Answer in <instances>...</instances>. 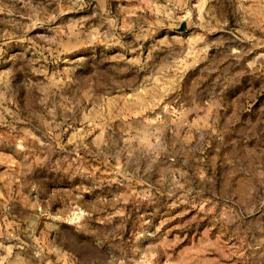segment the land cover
Instances as JSON below:
<instances>
[{"label":"rangeland","instance_id":"1","mask_svg":"<svg viewBox=\"0 0 264 264\" xmlns=\"http://www.w3.org/2000/svg\"><path fill=\"white\" fill-rule=\"evenodd\" d=\"M0 264H264V0H0Z\"/></svg>","mask_w":264,"mask_h":264}]
</instances>
